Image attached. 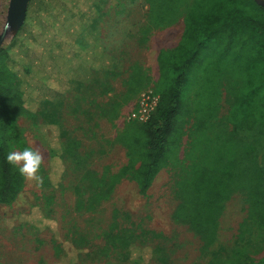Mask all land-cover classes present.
<instances>
[{"label":"trees","instance_id":"obj_1","mask_svg":"<svg viewBox=\"0 0 264 264\" xmlns=\"http://www.w3.org/2000/svg\"><path fill=\"white\" fill-rule=\"evenodd\" d=\"M91 1L30 0L22 27L9 45L0 49V204L12 203L24 186L25 178L6 159L13 149L30 147L17 119L27 117L39 127L46 121L58 126L60 105L72 91L82 95L75 94L78 105L80 100L88 99V94L84 95L87 90L105 86L102 77L122 74L126 86L122 98L129 100L151 88L159 99L146 121L127 120L117 133L114 142L125 149L127 157L120 175L135 181L139 193L146 195L161 169H174L177 179L170 217L197 238L204 252L214 250L219 217L224 204L235 194L241 195L247 206L246 221L263 226L264 232V93H261L264 84L260 78L256 81L257 75L260 76L256 63L263 59L260 52L264 39L258 33L253 34L255 28L264 33V7L254 0H174L185 5L184 30L176 46L159 50V75L151 85L147 70L139 64L108 66L104 59L101 64L89 67V80L82 71L77 77L81 81H76L74 76H63L64 66L57 68L51 61L43 60L48 51L56 48L57 52L58 46H53L56 41L68 46L66 32L73 44L72 35L77 36L79 30H72L74 25L67 30L58 29L64 22L66 25L74 22L76 11L82 21L88 13L92 14ZM146 1L149 14L153 3ZM145 22L151 23L150 16L144 19L143 26ZM149 23L146 30L143 26L140 29L142 42L154 29ZM252 43H257L260 50H254L257 45L247 49ZM254 51L258 58L253 57ZM28 52L37 54V62L27 58ZM63 54L68 59L72 54L70 48ZM16 55L23 58L17 60ZM221 66L223 73L219 79ZM190 83L194 90L187 97L183 90ZM105 89L112 90L109 85ZM222 90L226 93L228 110L220 115ZM120 108V101L110 99L103 115L114 119ZM77 147V140L67 135L61 152L55 151L54 157L77 159ZM47 179L44 175V184ZM113 185L112 181L98 197L104 196ZM251 232L252 229L249 233L247 229L240 232L237 238L238 244L243 243L240 248L259 242L261 237L255 239ZM141 238L125 228L111 234L110 242L129 257L139 258L142 251L148 250L152 264H170L175 250L181 246L174 235L151 233L149 239ZM73 243L77 248L82 246L79 241ZM215 251L218 259L229 252L222 244ZM96 253L101 259L109 256L104 248ZM240 254L229 253L223 260L226 264H239ZM249 262L264 264V258Z\"/></svg>","mask_w":264,"mask_h":264},{"label":"rangeland","instance_id":"obj_2","mask_svg":"<svg viewBox=\"0 0 264 264\" xmlns=\"http://www.w3.org/2000/svg\"><path fill=\"white\" fill-rule=\"evenodd\" d=\"M8 2L0 0V32ZM152 3V11L148 14L149 3L146 0H92V14L88 13L83 21L80 12L72 7L79 16L76 15L74 22L70 21L67 25L62 23L58 30H67L74 25L71 29L79 30L78 35H72V44L70 33L66 32L68 46L56 41L53 46H58L57 52L54 51L56 48L48 51L43 60L51 61L57 68L64 66L62 73L65 78H77L78 73L82 75L83 71L87 80L91 73L89 67L101 64L104 59L107 63L104 64L108 66L139 64L147 70L150 84L153 85L159 75L157 54L160 48L174 47L184 30L185 5H181V2L176 4L174 0H152ZM64 6L67 7L66 4ZM149 16L152 24L145 22L143 26L144 19ZM55 19L57 21L58 18ZM148 23L154 29L142 42L139 40L140 29L143 26V30H146ZM253 30H256L253 34L258 33L259 38L264 39V33L259 31L262 29ZM11 39L7 38L2 48L7 47ZM256 45L258 47L254 50H260L257 43L248 44L247 49L252 50ZM69 48L72 54L66 59L63 53ZM53 52L55 54L52 55ZM260 54L263 59L256 63L260 74H256V81L261 79L264 84V49ZM253 57L258 58L255 51ZM16 58L19 60L23 57L16 55ZM27 58L33 63L38 60L37 54L32 52H28ZM222 73L221 66L219 79ZM122 76L102 77L104 81L101 82L112 90L108 92L102 85L90 90L93 93L87 90L84 95L88 94V99L80 100L78 105L77 92L72 91L60 105L58 126L46 121L39 127L27 117L17 119L26 143L45 154L40 175L42 178L46 175L48 179L39 186L24 180L16 199L10 204H0V264H152L148 250L142 251L138 258L137 255L129 257L114 248L110 235L125 228L140 234L143 240L149 239L151 233L177 236L176 241L181 246L175 250L170 264H226L223 259L229 253H241L238 256L239 264H246L250 259L253 263L262 260L263 226L250 225L246 221L247 206L241 195L235 194L224 204L219 217L218 242L213 251L208 249L204 252L200 250L197 238L184 226L176 225L170 217L177 179L174 169H161L146 195L139 193L135 181L120 175V170L127 164V157L125 149L114 139L143 92L129 100L122 98L126 89ZM76 81L81 79L77 78ZM187 86L183 91L188 97L194 89L192 83ZM42 91L52 95L51 91ZM222 92L220 115L228 110L225 90ZM261 93H264V89ZM77 95L82 97L79 93ZM110 99L118 100L121 104L119 114L114 119L103 115ZM67 135L78 142L77 159L54 157L55 151L61 152ZM185 139L186 136L182 140L180 156ZM112 181L114 185L110 191L98 197L97 194H103ZM246 229L248 233L252 229L251 236L255 239H261L258 238L259 242L251 243L249 247L240 248L243 243L238 244L237 238ZM75 241L82 244L81 248L74 245ZM219 244L229 252L218 259L215 248ZM102 248L110 257H96V252ZM88 253H91V258L87 257Z\"/></svg>","mask_w":264,"mask_h":264},{"label":"clouds","instance_id":"obj_3","mask_svg":"<svg viewBox=\"0 0 264 264\" xmlns=\"http://www.w3.org/2000/svg\"><path fill=\"white\" fill-rule=\"evenodd\" d=\"M6 159L18 169L25 180L35 182L38 186L42 184L40 170L45 163V154L39 148L25 147L23 150H13L7 154Z\"/></svg>","mask_w":264,"mask_h":264},{"label":"water","instance_id":"obj_4","mask_svg":"<svg viewBox=\"0 0 264 264\" xmlns=\"http://www.w3.org/2000/svg\"><path fill=\"white\" fill-rule=\"evenodd\" d=\"M30 0H9L4 25L0 32V49L7 38L22 27L27 13V6ZM256 4L264 7V0H254Z\"/></svg>","mask_w":264,"mask_h":264},{"label":"built area","instance_id":"obj_5","mask_svg":"<svg viewBox=\"0 0 264 264\" xmlns=\"http://www.w3.org/2000/svg\"><path fill=\"white\" fill-rule=\"evenodd\" d=\"M158 99V94H155L152 89L144 90L134 106L130 109L128 120L146 121L155 109Z\"/></svg>","mask_w":264,"mask_h":264},{"label":"crops","instance_id":"obj_6","mask_svg":"<svg viewBox=\"0 0 264 264\" xmlns=\"http://www.w3.org/2000/svg\"><path fill=\"white\" fill-rule=\"evenodd\" d=\"M181 35H182V34H181ZM180 38H181V37H180ZM179 40H180V39H179ZM178 42H179V41H178ZM178 42H177V43H178ZM176 45H177V44H176ZM176 45H175V46H176ZM160 49H161V48H160Z\"/></svg>","mask_w":264,"mask_h":264}]
</instances>
